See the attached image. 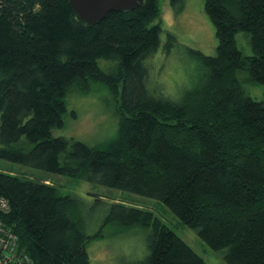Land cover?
<instances>
[{
	"label": "trees",
	"instance_id": "16d2710c",
	"mask_svg": "<svg viewBox=\"0 0 264 264\" xmlns=\"http://www.w3.org/2000/svg\"><path fill=\"white\" fill-rule=\"evenodd\" d=\"M203 2L216 53L192 52L201 79L172 101L151 86L146 64L160 46L152 23L162 0L93 27L69 0H0V160L154 199L209 249L226 250L227 264H264V99L246 94L238 76L264 88V0ZM94 83L113 98L115 136L96 146L54 136L68 90ZM0 194L9 203L2 221L34 264H91L79 200L2 172ZM103 205L104 225L147 233L137 264H208L153 212Z\"/></svg>",
	"mask_w": 264,
	"mask_h": 264
},
{
	"label": "rangeland",
	"instance_id": "374dc122",
	"mask_svg": "<svg viewBox=\"0 0 264 264\" xmlns=\"http://www.w3.org/2000/svg\"><path fill=\"white\" fill-rule=\"evenodd\" d=\"M158 21L161 27L160 46L155 55L146 61L150 84L163 97L177 101L183 93L197 86L203 74L192 52H201L206 56H214L216 53L214 26L204 11L203 0H180L178 3L162 0L161 14L152 25ZM244 36L243 33L239 34L238 45L243 55L249 56L251 50ZM169 42L172 45L167 48ZM100 62L105 64L104 61ZM238 76L246 94L256 101L264 99L261 84L247 81L244 73ZM112 101L108 90L100 84H91L88 90L76 86L70 88L64 97L66 111L63 126L55 128L53 135L89 146L109 141L116 134L118 122ZM0 172L60 186L62 194L81 202L84 231L93 237L87 245L91 264H137L147 254V233L140 228H127L121 224L104 225L108 206L103 203H117L151 211L208 264H227L226 250L209 249L194 230L182 224L159 201L4 160H0ZM95 200L102 204L95 205Z\"/></svg>",
	"mask_w": 264,
	"mask_h": 264
},
{
	"label": "water",
	"instance_id": "95a60500",
	"mask_svg": "<svg viewBox=\"0 0 264 264\" xmlns=\"http://www.w3.org/2000/svg\"><path fill=\"white\" fill-rule=\"evenodd\" d=\"M76 18L93 27L111 12L128 13L143 4L144 0H69Z\"/></svg>",
	"mask_w": 264,
	"mask_h": 264
},
{
	"label": "built area",
	"instance_id": "2783aa9c",
	"mask_svg": "<svg viewBox=\"0 0 264 264\" xmlns=\"http://www.w3.org/2000/svg\"><path fill=\"white\" fill-rule=\"evenodd\" d=\"M9 212L8 201L0 194V264H34L30 257L17 248V236L7 227L2 216Z\"/></svg>",
	"mask_w": 264,
	"mask_h": 264
}]
</instances>
